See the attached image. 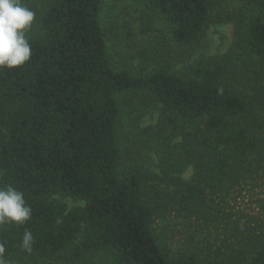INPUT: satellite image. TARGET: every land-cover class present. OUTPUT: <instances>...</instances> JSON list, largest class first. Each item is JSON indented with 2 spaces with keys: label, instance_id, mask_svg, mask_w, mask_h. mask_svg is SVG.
Segmentation results:
<instances>
[{
  "label": "trees",
  "instance_id": "1",
  "mask_svg": "<svg viewBox=\"0 0 264 264\" xmlns=\"http://www.w3.org/2000/svg\"><path fill=\"white\" fill-rule=\"evenodd\" d=\"M24 1L31 57L0 69V188L32 215L0 224L3 258L264 264V223L240 228L223 205L264 172V0H137L182 49L211 25L233 29L211 62L164 54L139 73L109 61L104 0ZM218 227L223 239H203Z\"/></svg>",
  "mask_w": 264,
  "mask_h": 264
},
{
  "label": "rangeland",
  "instance_id": "2",
  "mask_svg": "<svg viewBox=\"0 0 264 264\" xmlns=\"http://www.w3.org/2000/svg\"><path fill=\"white\" fill-rule=\"evenodd\" d=\"M102 7L101 16L109 61L116 67L134 73H139L143 67L153 69L155 62L164 54L177 62H183L189 55L191 60L211 62L224 54L232 41V25L216 24L209 26L193 48L182 49L170 42L163 23L151 19L137 0H104ZM180 66L182 64L177 67ZM144 121L148 124L154 123L155 118ZM190 175L191 171L188 169L183 177L188 179ZM66 203L69 207L80 205L69 200ZM223 205L227 207L232 221L239 219L245 223L240 228L256 227V221L264 223V172L257 173L256 180L247 181L246 185L232 190ZM223 228H212L211 234L204 231L202 237L209 241L211 237L221 240L224 238ZM259 234L257 230V235ZM180 239L182 240L181 237Z\"/></svg>",
  "mask_w": 264,
  "mask_h": 264
},
{
  "label": "clouds",
  "instance_id": "3",
  "mask_svg": "<svg viewBox=\"0 0 264 264\" xmlns=\"http://www.w3.org/2000/svg\"><path fill=\"white\" fill-rule=\"evenodd\" d=\"M34 18L35 12L21 0H0V69L13 70L29 61L32 50L25 34L31 29ZM31 215L32 209L22 192L11 185L0 188V224H22ZM33 241L31 231L26 230L22 247L30 252ZM4 251L0 244V264H9L3 258Z\"/></svg>",
  "mask_w": 264,
  "mask_h": 264
}]
</instances>
